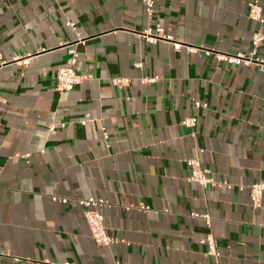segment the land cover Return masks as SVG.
Instances as JSON below:
<instances>
[{"label": "crops", "instance_id": "0c3cea01", "mask_svg": "<svg viewBox=\"0 0 264 264\" xmlns=\"http://www.w3.org/2000/svg\"><path fill=\"white\" fill-rule=\"evenodd\" d=\"M253 1L156 0L150 20L142 0H0V264H264V197L254 207L250 190L264 183V73L137 36L160 24L181 44L249 55L264 33ZM76 43L91 78L61 93ZM189 160L231 187L190 182ZM91 197L109 203L119 243L92 239Z\"/></svg>", "mask_w": 264, "mask_h": 264}, {"label": "built area", "instance_id": "2783aa9c", "mask_svg": "<svg viewBox=\"0 0 264 264\" xmlns=\"http://www.w3.org/2000/svg\"><path fill=\"white\" fill-rule=\"evenodd\" d=\"M148 18L152 20L155 17L156 12V0H142ZM249 17L251 20L258 22L261 26H264V10L260 4V0H254L249 4ZM137 36L148 44H158V43H168L171 44L176 50L186 49L189 53L196 54L204 51L207 55H214L216 60L221 63H226L235 66L241 65H251L255 66L260 72L264 73V60L257 56V52L262 42L264 41V33L259 30L252 39L253 51L247 55L245 53H238L236 55L212 52L210 50H202L201 48L188 46L177 42L170 33L166 32L165 28L160 24L149 25L143 32L137 33ZM80 43L71 45L69 49L70 58L67 61L65 67L58 71L56 91L67 92L73 90L75 87L81 85L85 80L91 78L90 76L82 75L77 70V65L79 61V52L75 46ZM30 63V58H24L19 60V65L26 68ZM115 85L122 86V80H115ZM197 108L206 107L203 103H197ZM183 125L188 128H193L197 125L196 118H188L183 122ZM50 130H54V126L50 127ZM107 138V133H105ZM30 156H27V158ZM188 166L190 168V177L188 180L190 182L198 183L202 187H231L228 183H219L215 181L212 177L210 169L205 168L198 160H189ZM251 198L254 207H260L261 202L264 197V183H257L250 187ZM58 198H54V201H58ZM67 203V199L62 200ZM81 205L84 207V217L89 225L91 237L98 246H110L115 243H119V240L110 236L107 232L105 226V216L102 210L109 206V203L104 199H98L91 197L86 200L80 201ZM149 207L142 206L141 210L147 211ZM193 217L203 218L207 226L211 228L212 218L210 214H193ZM204 243L207 246V251L205 255L207 257H218V243L216 239L209 235ZM11 257L15 262L22 264H78L73 262L56 263L49 260H29L22 259L19 257Z\"/></svg>", "mask_w": 264, "mask_h": 264}]
</instances>
